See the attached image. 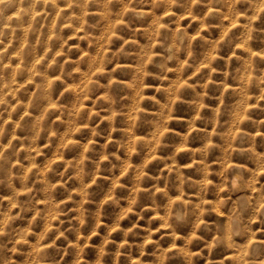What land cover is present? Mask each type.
Returning a JSON list of instances; mask_svg holds the SVG:
<instances>
[{
  "label": "clouds",
  "instance_id": "clouds-1",
  "mask_svg": "<svg viewBox=\"0 0 264 264\" xmlns=\"http://www.w3.org/2000/svg\"><path fill=\"white\" fill-rule=\"evenodd\" d=\"M52 2L55 3V0ZM119 2L120 0H84L83 6L88 3L102 4L106 16L110 11L108 5ZM133 2L149 4L151 8L160 4H166L169 8L181 4V0H128L129 4ZM184 3L188 5L187 11L192 19L199 20L201 26L207 29L214 26L206 23V20L216 15L239 24V35L233 33L229 36L225 31L219 40L213 43L214 52L218 53L220 48L230 50L236 40L246 47L253 34H260L264 38V0H184ZM197 3L204 4L208 9L202 16L192 15V6ZM215 3H220L225 11L221 13L218 9L213 10L212 5ZM34 6H25V0H0V65H3L10 46L18 40L16 29L23 24L27 26L24 29L23 43L19 45L21 51H26L27 48L35 49L41 43L53 39L62 41L63 51L58 52L57 56L67 55L71 51L73 46L65 49L68 40L62 38L58 31L47 35L40 32L43 24L34 27ZM71 6L72 4L68 5ZM128 10L126 5L125 11ZM145 14L143 11L134 10L131 16L121 23L131 31L132 17L139 19ZM76 19L75 16L66 17L69 24ZM83 19L82 16L79 17V20ZM175 22L178 24V21ZM13 25L15 27H12ZM29 31L38 33L32 43L28 39ZM179 32L181 34L178 38L183 41L188 34L183 29ZM156 35L160 33L157 32ZM197 35L200 33L197 32ZM89 36L90 33L85 34V38ZM171 36V43L165 45L163 40L159 41L162 52L158 60L149 61L153 65L152 71L145 67L143 59L135 66L134 79L126 85L133 90L134 95L123 96L114 91V86L122 83L116 78L115 72L121 67L120 57L129 55L124 49V44L128 41L112 50L108 47L112 41L102 40L98 42L99 49L95 55L85 54L90 60L88 72L85 73L89 75V83L84 85L82 97L92 98L97 90H102V95L96 97L91 111H82L81 101L78 100L77 103L81 104V107L73 106L70 119L73 124L78 125L77 131L87 128L91 139L81 145L83 151L78 158L65 162L64 170L58 173L61 179L55 184L48 181L47 173L55 171V160L61 159L62 150L70 146L63 142L67 133L61 138L55 159L48 160L42 167L33 162L27 170L22 168L21 175V179L26 182L29 172L35 169L37 179L46 186L45 191L59 185L65 188L66 193H77L79 199H74L72 194H68L67 200L73 202V207L64 209L57 207L56 201L48 197L44 201V209H39L30 199L21 202L16 196L11 197V200H16L14 206L19 208L20 212L13 215L10 209L6 212L0 210V264H264V184L258 185L259 177L254 172L249 175L243 166L235 165L217 173L220 177L218 183L208 178L211 169L205 161L211 148L217 145L212 136L208 135L207 126L213 122L217 111L212 105L219 99V111H224L228 108L225 100L222 97L217 98L214 93L210 94L207 82L203 84L202 92L196 91L197 85H191L195 94L194 104L197 106L196 117L188 120L187 133H174L179 141L177 144L170 140L173 133L168 121L173 118L172 113L176 112L177 104L181 102L180 92L172 86L158 88L157 91L166 95V99L145 93V89L152 87L145 83L148 76L165 79L171 70L168 62L179 60L183 49L176 43L177 33L172 32ZM201 38L207 40V37ZM49 50L50 45L45 48V52ZM187 55L195 63L193 53L188 51ZM43 59V56L38 57L32 66L33 69ZM52 62L55 63V58ZM246 63L245 76H251V79L243 80L241 88L246 89L253 81H256L259 87H264V70L258 75H252V58L249 57ZM109 64H115L116 67L108 69ZM188 66L189 61L185 59L175 70L182 73ZM16 67L19 68L20 65L17 64ZM93 68L98 74L95 77L90 75ZM78 71L80 69L77 66L64 73L61 65L62 75H71L72 72ZM200 71L201 68L197 67L196 72ZM36 74L33 72V75ZM101 75L106 83L100 82ZM208 79L214 83L211 77ZM50 86L51 81L45 85ZM260 98L264 99V92L260 93ZM145 100L152 101L153 105L158 106L157 110L149 112L143 106L142 102ZM8 103L7 99L0 96V104ZM243 103H247V100ZM53 106L49 104V107ZM206 108L211 111L205 113L203 109ZM45 111L47 112V109ZM101 112L104 113L103 116ZM117 119L121 127H117ZM197 120L204 124L203 129L197 127ZM104 121L108 122L106 127L102 126ZM138 121L147 125L144 136H137L140 126ZM234 126L240 127L238 123ZM162 129L168 131L162 132ZM198 131L203 132L205 142L200 148L190 151L194 163L197 154L200 156L197 171L202 172V179L192 182L184 175L177 157L182 149H187L192 134ZM3 132L4 128L0 126V134ZM113 132L120 133L118 139L112 136ZM55 135L54 131L49 133V136ZM245 135L241 131L236 139ZM39 136V131L32 136L33 144ZM98 137H104L108 142L99 144L96 139ZM51 142L49 139V143ZM10 145L11 141L3 148L6 149ZM110 147L114 150H109ZM26 150L30 153L27 157L30 161H34L31 152L42 155L39 147L33 148L29 145ZM240 151L243 153V146ZM227 155L230 158L232 152L229 151ZM134 157L137 158L135 161ZM3 158V151L0 150V159ZM68 169L72 170V175L65 179ZM115 170H119V175ZM9 171L11 172L10 169ZM104 173L107 175H103ZM120 177H126L127 183H121ZM69 180L77 181V186L69 187ZM101 181H109L110 184H102ZM194 185L197 187L196 199L192 200L184 193V189L185 186ZM170 187L183 194L184 198L180 195H170ZM23 191L28 193L31 189L25 184ZM207 193H212L214 198L206 199ZM109 208L112 211L110 217L107 213ZM28 211H34L35 214L31 216L27 226L14 228L12 221L20 213ZM72 212L75 213L74 216L69 215ZM61 216L67 219V223L60 219ZM106 219L110 222L106 223ZM38 220L43 221V227L39 232H34ZM122 220H126L127 224L122 225ZM53 221L57 223L53 224Z\"/></svg>",
  "mask_w": 264,
  "mask_h": 264
},
{
  "label": "rangeland",
  "instance_id": "rangeland-1",
  "mask_svg": "<svg viewBox=\"0 0 264 264\" xmlns=\"http://www.w3.org/2000/svg\"><path fill=\"white\" fill-rule=\"evenodd\" d=\"M31 4L35 5L33 8V13L36 16L34 27L43 24L44 27L40 29V32L47 35L58 31L62 38L68 40V45H65L64 48L73 47L67 55L57 56L58 52L63 51L62 41L53 39L47 43H41L35 49L27 48L26 51H21L19 45L23 43L24 29L27 25L23 24L16 29L18 40L14 41L13 46H10L3 65H0V96L9 102L0 104V126L4 128L3 134H0V150L3 151L4 157L0 159V210L6 212L10 209L13 215L20 212V209L14 206L16 200H11L13 196H16L21 202L30 199L39 209H44V201L48 197H52L56 201L57 207L64 209L73 207V202L67 200V195L72 194L74 199H79L77 193H66L65 188L59 185L52 190L45 191L46 186L37 179L35 169L29 172L26 182L21 179V175L22 168L27 170L33 162L42 167L48 160L55 159L57 149L62 142L61 138L65 137V133H67L63 142L70 146L62 150L61 159L55 160V171L47 173L48 181L55 184L57 180L61 179L58 173L64 170L65 162L78 158L83 151L81 145L91 139L87 128L77 131L78 125L73 124L70 119L74 105L81 107L82 104V111L84 109L91 111L96 97L102 95V90H97L92 98L83 99L82 97L84 85L89 83V75H85V73L88 72L90 60L85 54L95 55L99 49L98 42L102 40H111L112 43L108 47L112 50L119 48L121 44H124V41H128L127 44H124V49L129 55L120 57L121 67L119 71L115 72L116 78L122 83L115 85L114 91L123 96L134 95L133 90L126 85L134 79L135 66L143 59L145 67L152 71L153 65L149 61L158 60L159 54L162 52V45L159 41L163 40L165 45L171 43L172 32L177 33L176 43L180 44L183 49L179 60L168 62V67L171 70L168 71L165 79H154L152 76H148L145 80V83L152 85L145 89L148 96L155 94L157 98L166 99V95L158 92L157 89L169 86L180 92L181 102L177 104L176 112L172 113L173 118L168 121L169 128L173 133L170 140L178 144V138L174 133H187L188 120L196 117L195 94L190 86L197 85L196 91L202 92L203 84L207 82L210 94L214 93L217 98L222 97L228 105L224 111H219L221 107L219 99L212 105V108L217 111L213 122L207 126V133L212 136L217 146L211 148L205 161L211 169L208 178L218 183L220 177L217 173L235 165L243 166L249 175L254 172L259 177L258 185L264 184V170H262L264 169V123H261L264 121V99L260 98L264 87H259L257 82L253 81L246 86V89L241 88L243 80L251 79V76H245L246 61L249 57L253 60L254 72L252 75H258L261 70H264V38L260 34H253L246 47L242 46L241 41L236 40L230 50L220 48L217 53L213 51V43L219 40L225 31L229 33V36L233 33L238 36L239 24L224 16L216 15L206 20V23L212 24L214 27L211 29L202 27L199 20H193L189 15L188 5L184 3V0H181L180 5H173L171 8L166 4L151 8L149 4H134V2L129 4L128 0H120L119 3L108 5L110 11L106 16L102 4L88 3L87 6H83L84 0H75V3L73 0H55V3L52 0H47V2L25 0V6ZM69 4L72 6L68 7ZM126 5L128 11H125ZM150 8L151 11H149ZM212 8L213 10L218 9L221 13L225 11L220 3L213 4ZM134 10H140L146 14L139 19L132 17V30L130 31L121 21H126ZM207 10L204 4L197 3L192 6V15L202 16ZM68 16H75L77 19L69 24L66 20ZM81 16L84 18L83 20H79ZM157 18H159L158 21ZM154 21L157 22L153 23ZM175 21H178V24ZM91 25L95 26L91 27ZM180 29L188 34L183 41L178 38L181 34ZM157 32L160 35H156ZM197 32L200 33L199 36ZM86 33H90L88 38H85ZM37 34L29 31L30 43L34 42ZM201 37H207V40ZM49 45L50 50L45 52V48H48ZM188 51L193 53L195 63L188 57ZM14 52L18 54L13 55ZM257 53H261V55H257ZM41 56L44 59L33 69V64ZM82 57L84 58L82 59ZM53 58H55V63L52 62ZM185 59H188L189 66L182 73L177 72L175 69L178 65H182ZM17 64L20 65L19 68L16 67ZM61 65H63L64 73L72 71L77 66L80 71L72 72L71 75H62ZM115 67V64L107 65L108 69ZM197 67L201 68L200 72H196ZM33 72L37 74L33 75ZM90 75L92 77L98 75L95 68L92 69ZM57 77L61 78L56 79ZM209 77L214 83L209 82ZM49 81H51V86L45 87ZM100 82H107L102 75ZM78 100L81 101V104L77 103ZM244 100H247V103H243ZM142 103L149 112H155L158 108L150 100H145ZM49 104L54 106L49 107ZM13 105L15 107H12ZM203 111L207 113L211 109L206 108ZM92 114L94 115V112ZM103 115L104 113L101 112V116ZM107 123L104 121L102 126L106 127ZM196 123L198 128H204L201 121L197 120ZM235 123H238L240 127H235ZM138 124L140 126L137 136H144L147 132V125L139 121ZM116 125L121 127L119 119H117ZM37 131L40 132V136L33 144L31 138ZM52 131L56 133L55 136H49ZM161 131L167 132L168 130L162 129ZM241 131L246 135L236 139ZM119 135V132L112 133V136L117 139ZM49 139H51V143H49ZM96 139L99 144L108 142L104 137ZM9 141H11V145L6 149L3 148ZM73 141L76 143H72ZM204 142L203 132H194L192 139L188 142L187 149H182L177 157L178 162L182 165L184 175L189 177L192 182L200 181L202 172L197 171L199 154H197L196 163H194L190 150L200 148ZM29 145H32L33 148L39 147L42 152V155H36L34 151L31 152L34 161L27 159L30 153L26 149ZM241 146L244 149L243 153L240 151ZM109 150L114 149L110 147ZM229 151L232 152L230 158L227 155ZM121 155L123 156L124 153ZM136 159L134 157V161ZM160 167L162 168V165ZM115 171L119 175V170ZM69 175H72L71 169H68L64 178L67 179ZM103 175H107V173ZM172 178L174 181V174ZM120 182L127 183L126 177H120ZM101 183L110 184L109 181H101ZM25 184L31 189L28 193L23 191ZM68 186L75 188L77 181L69 180ZM169 191L172 196L180 195L181 198H184L183 194L177 192L174 187H170ZM196 191L195 185L193 187L185 186L184 189V193L192 200L196 199ZM213 198L212 193L206 194V199ZM232 198L235 199V197ZM107 213L110 217L111 208L107 210ZM34 214V211L20 213L12 221V226L14 228L27 226L29 219ZM69 215L74 216L75 213L72 212ZM60 219H64L67 223L64 216H61ZM105 222H110V220L106 219ZM56 223L57 221H53V224ZM121 224L126 225L127 221L122 220ZM42 227L43 221L38 220L33 231L39 232ZM93 239L96 238L93 237ZM87 258L88 256L85 257V259Z\"/></svg>",
  "mask_w": 264,
  "mask_h": 264
},
{
  "label": "bare ground",
  "instance_id": "bare-ground-1",
  "mask_svg": "<svg viewBox=\"0 0 264 264\" xmlns=\"http://www.w3.org/2000/svg\"><path fill=\"white\" fill-rule=\"evenodd\" d=\"M45 1V0H44Z\"/></svg>",
  "mask_w": 264,
  "mask_h": 264
}]
</instances>
